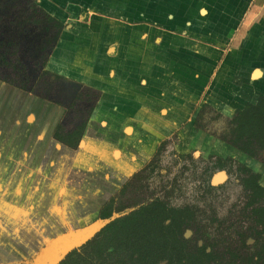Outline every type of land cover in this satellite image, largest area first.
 <instances>
[{"label": "crops", "instance_id": "crops-1", "mask_svg": "<svg viewBox=\"0 0 264 264\" xmlns=\"http://www.w3.org/2000/svg\"><path fill=\"white\" fill-rule=\"evenodd\" d=\"M38 3L68 25L46 68L61 78L45 98L0 80V264H54L165 141L234 156L197 115L264 94V0ZM85 122L78 146L56 138Z\"/></svg>", "mask_w": 264, "mask_h": 264}, {"label": "trees", "instance_id": "trees-1", "mask_svg": "<svg viewBox=\"0 0 264 264\" xmlns=\"http://www.w3.org/2000/svg\"><path fill=\"white\" fill-rule=\"evenodd\" d=\"M33 13L30 18L37 25L45 24L53 36L47 53L42 58L41 67L45 68L40 81L46 86L54 84L60 76H55L46 70L50 53L55 49L61 36L68 25L52 16L38 3H31ZM74 26V24H72ZM3 50V51H2ZM22 65L18 56V47L7 41L0 40V66L16 71L10 85L26 89L27 73L18 68ZM51 77H56L55 81ZM25 80V82L23 81ZM3 81V80H2ZM45 98L44 94L38 95ZM73 106H71L72 108ZM214 110L208 104H204L195 120L196 131H204L223 142L233 152H239L241 156L250 159V165L239 163L234 157L225 156L226 159L209 156L206 162L214 163L208 168L206 176H213L217 172L230 173L236 169L248 200L244 206V214L247 219L256 221V238L264 240V94L255 103L249 102L243 109L236 110L232 117H226ZM210 112L215 115L210 118ZM207 123H210L207 125ZM222 124L221 128L214 130L213 125ZM86 122L69 132L64 127H59L55 136L58 140L76 147L80 144ZM222 129V131H221ZM167 141L160 144L156 153L158 158ZM193 153L182 155L180 158H191ZM151 164L144 169L135 172L129 181L115 194L102 208L100 218L111 220L91 240L79 248L72 250L58 264H251L253 257L242 254L247 248L250 234L238 233L239 246L229 245L226 250L217 252L207 251L214 248L220 242L230 238L205 241L201 236L203 230L196 217L201 211L194 207L176 208L166 199L155 197L150 192L143 174ZM212 172V174H211ZM209 184V192L212 188L209 178H205ZM177 190V189H175ZM174 190V191H175ZM150 192V193H149ZM177 191H175L176 193ZM149 193V198L145 194ZM170 193H168L169 195ZM173 196L172 194H170ZM170 199V197H167ZM202 216V215H201ZM215 227L224 229L219 220L212 219ZM211 224V223H210ZM222 229V230H221ZM193 231L194 238H186V231ZM264 244L257 252V256L263 259Z\"/></svg>", "mask_w": 264, "mask_h": 264}, {"label": "rangeland", "instance_id": "rangeland-1", "mask_svg": "<svg viewBox=\"0 0 264 264\" xmlns=\"http://www.w3.org/2000/svg\"><path fill=\"white\" fill-rule=\"evenodd\" d=\"M30 1L0 0V40L18 47V54L22 61H20L22 65L20 67L18 65V68L23 70V74L27 70L26 73L33 79L32 83L37 84L39 77L45 70L41 67V59L49 49L51 36L44 25L40 26L32 22L29 16ZM11 75L10 70L4 67V76L10 77ZM40 82L38 86H40ZM36 89L41 91L37 87ZM61 94L63 98L66 95L55 93V98H59ZM209 124L207 123V125ZM213 126L215 130L221 128L222 124L219 123ZM175 141V138L167 141L158 158L154 156L149 162L151 164L150 169L146 172L150 171L152 173L155 171L153 178L147 182L145 181V184H149L147 185L149 191L153 192L155 197L165 199L170 197L173 201L172 205L176 208L178 206L200 207L202 216L198 223L200 227L204 226L205 234L203 235H206L204 237L216 241L232 235L230 238H226L224 243L220 242V246L223 250L229 245L239 246L237 234L244 233L248 236L253 225L251 223L252 218L247 219L246 216H243V209L248 197L238 178V172L234 169L228 175L225 172H217L213 176H206L208 168L212 165L202 160L198 153H193L191 158H180L174 150ZM219 153L225 157L227 155L226 148H222ZM228 156L231 155L228 154ZM231 157L236 158L239 163L251 166V160L241 156L239 152L234 151V156ZM205 178H209L211 181L212 188L210 192L209 184L205 183ZM174 190L177 192L175 193ZM149 193L145 194L148 198ZM168 193L173 196L168 195ZM208 206L209 208L211 206V208L209 209ZM212 219L220 221L224 234L220 232V228L215 227L216 223L213 224ZM210 225L213 226L210 227ZM250 251L247 246L243 249L242 254L250 255Z\"/></svg>", "mask_w": 264, "mask_h": 264}, {"label": "flooded vegetation", "instance_id": "flooded-vegetation-1", "mask_svg": "<svg viewBox=\"0 0 264 264\" xmlns=\"http://www.w3.org/2000/svg\"><path fill=\"white\" fill-rule=\"evenodd\" d=\"M32 1L33 0H31L30 1V6H31V3H32ZM42 7V6H41ZM30 13L32 14L33 13V10H32V8H30ZM30 13H29V16H30ZM45 26L46 28H47V26L45 25V24H42V25H40V26ZM0 27H1V24H0ZM48 29V28H47ZM49 31V30H48ZM49 35H50V32H49ZM51 37H50V39H49V41L50 42H52V40H53V36L52 35H50ZM48 41V42H49ZM48 47H50V46H48ZM3 51V50H2ZM18 56H19V54H18ZM19 59H20V57H19ZM42 60V59H41ZM20 61H21V59H20ZM22 62V61H21ZM20 67V66H19ZM21 67H24V66H21ZM9 70H10V74H12L10 77L9 76H4V67L3 66H0V80H3V81H5V82H9V81H11L13 78H15L14 77V75L16 74V71H13V69H10V68H8ZM27 71V70H26ZM27 76H28V79H27V83L25 82V80L23 79V81L26 83V89L27 90H32V91H34V92H37V93H43V94H45V93H47V91H48V89H47V87L43 84V82L41 81L40 82V86H38V83H39V81L40 80H38V82H37V84H33L32 83V78L29 76V74L27 73ZM9 77V78H8ZM40 78V77H39ZM35 85H36V87L37 88H39L41 91H39V90H37L36 89V87H35ZM33 86H34V88H33ZM178 155L180 154V153H178V152H176ZM188 154H190V153H188ZM183 155V154H182ZM184 155H187V154H184ZM210 156H212V155H210ZM213 156H216V157H220V156H218V155H213ZM222 157V156H221ZM200 158L202 159V160H207L208 158H209V156L208 157H205V156H203L202 154L200 155ZM224 159H226L227 157H223ZM234 160L237 162V159L236 158H234ZM208 163H210L212 166L214 165V163H211V162H208ZM145 167H143L142 169H144ZM148 169H150V166L149 167H147L146 169H145V172H144V174H143V178L145 179L144 181H143V183L145 184V181L147 182V181H149V180H151L153 177V174L155 173V171L154 172H150V171H147L146 172V170H148ZM225 174L226 175H228V173H226L225 172ZM213 184V183H212ZM145 185H149L148 183H146ZM214 185V184H213ZM213 190V189H212ZM212 195V194H211ZM214 197V196H213ZM162 199H165V198H162ZM167 201H169L171 204L173 203V201L171 200V198L170 199H166ZM172 206H174V205H172ZM185 207H187V206H185ZM185 207H183V206H178L177 208H185ZM194 208H198V210H200L201 212L198 214H196V217H197V219H198V221L201 219V215H202V209L200 208V207H197V206H193ZM208 208H209V206H208ZM210 208H211V206H210ZM209 208V209H210ZM251 223H252V225H253V228H252V230H250V232H249V234L251 235V237H249V240H248V247H249V249L251 250L250 251V257H253V260H252V263L251 264H264V255H263V259H260L259 258V256H257V252H258V250L261 248V245H262V243L264 244V240L262 241V240H260V239H258V238H256V230H257V227H256V221L254 220V218H252V220H251ZM213 225H210V227H212ZM204 227V226H203ZM202 226H201V228L203 229L202 231H201V236L202 237H204V236H206V235H203V234H205V232H204V228H203ZM222 230V229H221ZM185 235H186V238H188V239H190V238H194V234H193V231H191V230H187L186 231V233H185ZM204 239H205V241H202V242H200L199 244H200V247L201 246H203L206 242H208V237L206 238V237H204ZM212 250H214V251H217V252H222V251H224L223 249H222V247L220 246V245H217V246H215L214 248H211V247H209V248H207V251L208 252H211ZM226 250V249H225Z\"/></svg>", "mask_w": 264, "mask_h": 264}, {"label": "water", "instance_id": "water-1", "mask_svg": "<svg viewBox=\"0 0 264 264\" xmlns=\"http://www.w3.org/2000/svg\"><path fill=\"white\" fill-rule=\"evenodd\" d=\"M260 72L257 73L259 75ZM114 219V218H113ZM102 220L100 219L96 223H94L92 226L84 229L83 231L77 233H73L70 237H68L67 242H63L62 246V253L60 254V258L55 262L56 264L60 263L65 256L70 253L72 250L81 247L84 245L87 241L91 240L94 236H96L97 233L101 231V229L109 223L111 220ZM66 241V240H65ZM60 245V243H59ZM54 263V264H55Z\"/></svg>", "mask_w": 264, "mask_h": 264}]
</instances>
